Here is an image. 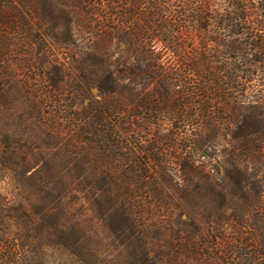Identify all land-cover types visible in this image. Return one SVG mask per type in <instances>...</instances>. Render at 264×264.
<instances>
[{"label": "trees", "instance_id": "trees-1", "mask_svg": "<svg viewBox=\"0 0 264 264\" xmlns=\"http://www.w3.org/2000/svg\"><path fill=\"white\" fill-rule=\"evenodd\" d=\"M203 1L0 0V180L10 190V194L0 193V264H118L121 255L117 252L121 245L127 249L124 257L127 264H167L166 259L172 254L175 259L186 252L191 257L190 247L199 249L203 246L202 240L205 243L207 239L204 224L216 228L229 223L255 226L249 218L261 210L262 187L258 181L251 180L242 163L247 158L260 159L264 150L260 131L253 136L243 134L242 142L223 163L225 168L228 167L227 175L220 177L209 189L214 197V213L191 215L189 221H183L182 210L175 218L148 213L150 205L143 200V193H153L162 208L168 201L164 197L167 189L176 193L185 190L173 179L169 168H152L142 162L136 166L138 160L144 158L130 138L135 135L136 128L143 129L144 126L136 127L135 121H145L160 128L159 123L168 118L171 131L177 136L183 132L188 135V131L191 132L189 135H202L205 131L188 128L186 121L191 116L183 111L180 97L184 93L179 83L186 76L179 78L178 73L155 61L158 46L146 38L148 29L154 27L167 35L173 55L185 68L200 77L207 72L203 83H198L195 89L204 105L206 129L212 134L219 120L225 121L227 127L232 124L227 107L232 112L237 109L234 106L238 96L232 93L242 88L238 79L251 82L247 76L234 75V71L243 73L246 65L258 68L264 74V31L254 33V29L251 32L242 27L243 19L254 18L244 12L254 8L259 10L264 7V0H260L262 7L254 5L253 8L250 0H233L237 14L217 22L232 28V36L228 38L212 30L217 24L214 23L216 18L206 16L212 20V25L201 22L204 19L200 7ZM205 1L208 11H214L211 0ZM175 6L178 8L174 12ZM106 9L111 12L101 16ZM110 17L123 27L118 30V38L128 44L129 49H135L137 62H132L124 74L108 75L99 81L102 99H90L86 106L72 114V120L82 122L88 156L95 158L93 166L89 170L81 169L77 176L69 164L73 155H80L81 151L73 152L65 141V133L59 128L52 132L54 128L43 118L38 56L44 50L43 40L55 35L60 20L71 35L74 28L79 37L86 36L90 30V35L102 37L107 27L105 21ZM99 23L98 30L94 31ZM183 27L197 28L204 33L200 49L187 50V44L179 36ZM74 38L73 35L69 39L74 42ZM220 57H226L228 62L223 60L217 64ZM249 72L253 75L255 70ZM126 79L129 84L120 83ZM232 83L236 85L230 86ZM55 84L60 90L61 82L55 81ZM73 88L74 93L83 89L78 83H74ZM126 93L130 94L132 104L128 115L123 105L110 100L116 94ZM213 94H220L221 107L215 105L218 100L214 103ZM256 108L255 115H261V106ZM152 115L154 117L149 118ZM233 121L236 124L239 120ZM55 138L57 143L65 141L63 147L44 150L43 144L53 145ZM190 145L184 144L185 147ZM154 146L146 145L144 152L155 154ZM197 146L200 144H196V149ZM120 159L130 164L122 165ZM196 163L197 160L190 167L192 181L199 174L200 166ZM150 175L154 177L153 183L149 181ZM81 178L88 179V185L75 188L74 179ZM74 189L85 193L91 201V212L85 219L76 217L77 213L71 211L70 196ZM250 189L257 194L249 197ZM175 208L178 210L181 205L175 204ZM228 210H231L229 214ZM167 218L169 222L165 221ZM169 227L176 239L173 236V242L163 250L158 244L161 238L158 235L150 237L149 231ZM188 231L186 246L179 244L181 239L178 237ZM250 240L256 246L243 242L240 246L232 245L229 256L220 263L237 259V264H253L256 257L259 260L260 253L254 250L258 248L259 238L252 236ZM106 250L111 253L106 254ZM152 251L153 256L150 255Z\"/></svg>", "mask_w": 264, "mask_h": 264}, {"label": "rangeland", "instance_id": "rangeland-1", "mask_svg": "<svg viewBox=\"0 0 264 264\" xmlns=\"http://www.w3.org/2000/svg\"><path fill=\"white\" fill-rule=\"evenodd\" d=\"M232 2L233 0H211L214 11H208L207 1L204 0L200 6L202 14L204 15V19L201 22L203 24H213L212 20L206 16H211V18L214 19L216 18V21H214L215 24L220 22V19L226 18L228 20L231 16H235L237 14V9L233 8ZM262 2L263 1L260 0H250V7L253 8L254 5L262 7ZM176 8L178 7L175 6L172 10L175 12L177 10ZM109 11L110 10L107 9L104 10L101 16H107ZM244 13L250 16L253 15L254 18L247 17L243 19L242 27L246 30H248L247 28L251 29L249 30L251 32L254 29V33L261 30L259 32L262 33L264 27H259V25L264 24V7L259 10L255 8L250 11L246 10ZM98 20L102 22V18ZM117 22L118 21L113 20L111 17L109 20L107 19V21H105L107 27L106 30H104V33L107 35L103 33L102 37L90 35L91 30L86 36L79 37L75 33L74 28H72V34L75 37L74 39H76L74 42L72 41V43L69 38L73 35L69 32L66 24L60 20L55 29V35L43 40L42 45L44 50L41 51L38 56V74L42 93L43 118L47 124H50V126L54 128L52 132H55V128H59V130L65 133V141L73 152L76 153L77 150L81 151L80 155H73V159L69 164L70 167L74 168L73 174L77 176H79L81 169H90L93 166L95 158L90 155L88 156L89 151L85 146L86 137L82 136L84 133L81 129L82 122L72 120V114L75 110H81L86 106L90 99H102L101 89L98 87L99 81L106 79L108 75L114 77L120 76L124 74V71H128L132 62H137L135 49H129L128 44L124 43L121 39L119 40L118 37L120 34H118V30H121L123 27ZM100 25L99 23L97 29L94 31H97ZM199 26L201 27L202 25ZM213 29L222 37L228 38L232 36V28H225L221 23L214 25L212 30ZM179 36L181 40L185 42V45L187 44V50L192 47L200 49L199 46L203 43L202 38L204 33H201L197 28L195 30L193 27L187 29L183 27V32H181ZM146 38L153 40L158 46V54L155 57V61H157L158 64L172 70L175 74L178 73L177 76L179 78H182L183 75L186 76L180 79L181 82H179L182 86L181 90L184 93L180 97V102L183 103V111L191 116L189 120L187 119L186 123L190 126L188 127L190 130L197 127L205 131L202 132V135H189L191 132L188 131V135L183 132L177 136L173 135L171 123L167 122L168 118L164 120L165 122L159 123L161 129L158 126L155 127L152 123L135 121L134 125L136 127L139 124L144 126L143 129L136 128L135 135L130 138L134 141L136 150L140 152V155L144 158V160H138L136 166H139V163L142 162L146 166L152 168H169L172 172L173 179H175L176 182H180L185 190L182 193H176L171 189H167L166 194L164 193V197L168 198V201L166 204H163L164 207L162 208L159 207V203H156L157 200L154 198L153 193H148V195L143 193V195L147 197L144 198L143 196V200L150 205L148 213L152 212L157 213V215L161 214L166 217L170 216L175 218L182 210L181 219L183 221H189L191 215L196 217L198 216L197 214L214 213V197L209 192V189L220 177L227 175L228 167L225 168L223 163L227 158L232 156L235 147H238L242 142L243 134L253 136L255 132L260 131V133H262L260 140L264 146V74L260 72L258 68L246 67V65L243 67V73L241 70L234 71V75L247 76L248 80L251 82L248 83L238 79L241 81L239 85L242 88L232 93V95L238 96L236 100L237 104L234 106L237 109L232 112V109L227 107L229 111L228 116L230 115L232 117V124L227 127L225 121L223 123L219 120V125L215 128V133L212 134L210 129L209 131L206 129L205 116L203 113L204 105H201V98L197 97V89H195L198 83H203L207 72H203V75L200 77L191 72L188 67L185 68L184 64H180V61L173 55L171 50V40L166 34L157 30V28L150 27L146 32ZM223 60L228 62L226 57H220L217 59V64L219 61ZM124 62H127L125 66L123 65ZM254 70L255 72L252 75L249 71ZM212 71L214 72L215 70ZM221 75L222 72L220 76ZM225 75H227V73H225ZM55 81L61 82L60 90L56 88ZM129 82V79H126L120 83L129 84ZM74 83H78L83 89L74 93ZM153 85L154 83L150 85V88H153ZM235 85L236 84L232 83L230 86ZM193 92L195 93L194 97ZM229 92L231 93L232 90ZM75 94H77L76 99L74 98ZM219 95L220 94L212 95L214 103L218 100L215 103L217 108L221 107L222 104ZM113 97L114 98L110 100H114L118 104L123 105L126 115L131 113L132 104L130 103L131 96L129 93L116 94ZM105 100H109V98H105ZM257 106H261L259 112L261 115H255ZM171 110H173V108H171ZM138 114L139 113H137V115ZM167 116L169 117V113ZM153 117V115L149 116V118ZM236 119L239 121L235 124L233 120ZM150 122H153V120ZM158 132L160 133L159 136L157 135ZM193 133L195 132H192V134ZM55 140L56 138L52 140L53 145L49 146L43 144V149L58 150L62 148L65 141L57 143ZM185 143L191 145L185 147ZM150 144H155V154L144 152L145 146ZM196 144H200V146H197V149ZM237 151H240V149ZM121 154L123 153H120V155ZM196 160V165H199L200 169H198L199 174L197 179L192 181L193 174L190 171V167L195 164ZM245 160L246 161L242 163V167L246 170L247 175L250 176L251 180L258 181L262 187L260 192L262 200L261 210L254 217L251 216V219L249 218L255 226L249 227L246 225L243 227L240 224L229 223L221 228H216L217 226L213 227L212 225L204 224L207 239L205 243L203 242L204 239L202 240L203 246L199 249L193 246V248L190 247L192 252L191 257L186 252L181 254L182 256L177 258V260L175 257H172L174 256V254H172L166 259L167 264H178L179 261L182 262L181 264H223L220 263V260L222 261L229 256L232 245L240 246L243 242V244L256 246V243H252L250 240L252 236L259 238L258 248H254V250H258L260 253V259L258 260L256 257L253 264H264V150L260 155V159L250 160L247 158ZM135 161L137 163V160ZM127 163H129L127 160L123 161L120 159V164L125 165ZM150 176L151 178L149 181L153 183L154 177L152 175ZM88 183L89 180H86V178H81L80 180L74 179L75 188H77L78 185L86 187ZM148 184L150 185V183ZM86 191H88V189ZM147 191L148 189L145 190V192ZM151 191L153 192V189H151ZM0 193L10 194V190L6 188V184L1 180ZM256 194L257 192L252 189L247 192L249 197L255 196ZM85 196V193L77 189H74L70 196L71 211L77 213L76 217L81 219H85L91 212L89 209L91 201ZM171 202L172 204L169 205ZM175 204H180L181 208L177 210ZM80 211H83V213L81 214ZM230 212L231 210H228L227 214ZM155 217L157 219V216ZM168 220L169 218L165 219L166 222H169ZM189 234V231L186 232V234H182V236H180L181 238L178 237V239L182 241L180 240L177 242L186 246L185 240ZM213 234L220 238H211V236L215 237ZM157 235L159 236L158 238H161L158 244L162 246L163 250L164 247H168L169 244L173 242L172 238L175 236L171 227L161 229L153 228L149 231L150 237L154 238ZM187 246L189 248L188 242ZM110 251L111 250H106L105 252L109 254L111 253ZM247 252L249 253L250 251ZM117 253L121 255L118 264H127V261L124 259V257L127 256L126 246L121 245ZM150 255L153 256V251ZM59 256L58 253L57 258H59ZM108 256V259H110V255ZM238 256H240V253ZM173 260H177V262L173 263L175 262ZM237 263H239V261L236 259L230 260L227 264Z\"/></svg>", "mask_w": 264, "mask_h": 264}]
</instances>
